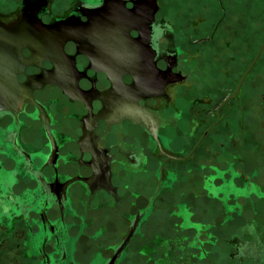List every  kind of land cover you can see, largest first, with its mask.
<instances>
[{
	"label": "flooded vegetation",
	"instance_id": "obj_1",
	"mask_svg": "<svg viewBox=\"0 0 264 264\" xmlns=\"http://www.w3.org/2000/svg\"><path fill=\"white\" fill-rule=\"evenodd\" d=\"M46 2L35 104L0 113V264H264V1L154 0L122 49L114 2Z\"/></svg>",
	"mask_w": 264,
	"mask_h": 264
},
{
	"label": "water",
	"instance_id": "obj_2",
	"mask_svg": "<svg viewBox=\"0 0 264 264\" xmlns=\"http://www.w3.org/2000/svg\"><path fill=\"white\" fill-rule=\"evenodd\" d=\"M109 1H111V4L112 2L115 3V6L118 7L119 17L124 20L123 23L120 21L122 49L126 45L125 43L128 44L129 42L128 29L131 27L129 20L131 21L132 19L131 22H135L136 25L144 24L148 20L147 18H149V14L145 12L144 8H147L150 3L154 6L155 3L154 0H151V2L150 0H133V8L127 9L121 0ZM46 3V0H22V15L16 23L8 25L0 20V113L9 109L18 110L24 103L30 102L35 104L31 91L36 87L39 79L32 76L28 77L24 83H19L17 77L24 72L26 65L33 64V61L38 57L36 55L47 53L50 42L53 41L54 27L41 22L38 16V13L46 6ZM139 13L142 14L141 19L138 18ZM69 22V20L63 21L59 26L68 24ZM76 32L80 33V31ZM143 33L144 37L145 34ZM59 34H62L64 38L74 35L73 32L66 29L61 30ZM137 42H140V40ZM263 46L264 42L260 49ZM23 49H28L31 52L29 57H23ZM119 57V71L106 72L112 82L115 85L118 83L120 85V79L126 71L133 74L134 78L136 76V81H142L141 72L128 70L130 66L128 65L127 58L122 53ZM122 69L126 70L123 71Z\"/></svg>",
	"mask_w": 264,
	"mask_h": 264
},
{
	"label": "rangeland",
	"instance_id": "obj_3",
	"mask_svg": "<svg viewBox=\"0 0 264 264\" xmlns=\"http://www.w3.org/2000/svg\"><path fill=\"white\" fill-rule=\"evenodd\" d=\"M49 1L55 2V5L51 4L50 7L52 9H54V11L59 12V11H62V9H64V7H67V5L73 0H49ZM178 1H180V0H168V2H169L168 5L170 6V4H172L173 6L171 5V7H176L174 5ZM185 1L195 2L197 0H185ZM200 1H202V0H200ZM20 2H21V0H0V15L2 16V18L7 20V21H8V19H9V21H14L15 19H17L18 12H19L18 6H19V4H21ZM176 5H178V4H176ZM205 204H206V202H203V201L200 202V210H201L200 213H201V215L202 214L206 215V212L203 211L206 209L204 206ZM246 218H251V216L246 215ZM232 228H233V225L230 224L228 226V228H227L228 230L225 232V234L230 233V231L232 232L233 231ZM7 251H8L7 263L8 264H14L16 262V250L13 247L8 246Z\"/></svg>",
	"mask_w": 264,
	"mask_h": 264
}]
</instances>
